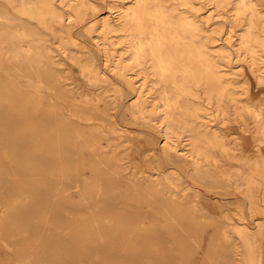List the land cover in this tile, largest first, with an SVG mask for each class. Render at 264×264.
Returning a JSON list of instances; mask_svg holds the SVG:
<instances>
[{"label": "bare ground", "instance_id": "6f19581e", "mask_svg": "<svg viewBox=\"0 0 264 264\" xmlns=\"http://www.w3.org/2000/svg\"><path fill=\"white\" fill-rule=\"evenodd\" d=\"M4 1L13 10V24L8 25V12L0 8V109L29 107L43 113L42 122L54 140L49 150L54 158L28 161L26 171L10 172V160L18 154L6 153L0 145V193L12 190L0 222L7 218L30 226L25 223L31 221L27 220L31 211L25 208L37 194L32 179L49 176L52 191L63 203L92 206L84 220L91 223L98 240L104 238L101 228L118 225L127 226V241L141 239V254L133 257L140 264H264V222L255 227L231 224L225 214L221 216L224 211L216 215L211 205L208 215L198 217L209 198L195 186L177 187L172 182L174 176L187 182L192 173L203 172L231 186L249 204L260 193L264 196V0H207L211 7L203 12L207 11L205 19L215 20L217 26L210 32L193 15L200 0H98L104 15L95 22L83 16L81 25L72 24V11L79 7L87 11L82 0ZM31 20L56 35L58 58L40 36L32 38L40 29ZM90 30L91 44L99 47L101 58L97 65L92 57L82 65L83 52L69 46L67 35ZM56 65L67 71L79 97L58 88ZM108 80L129 86L127 107L134 119L159 131L158 145L141 137L139 145L119 148L117 135L123 132L129 137L132 131L118 125L114 102L99 95L105 91L99 81ZM22 90L31 99L19 96ZM10 124V119H0V131ZM66 129L82 145L78 165L70 162L68 145L63 153L58 151L69 139L60 135ZM109 133L116 134L110 136L115 142L107 144ZM27 174L28 180L21 177ZM78 177L72 188L78 195L75 200L67 184ZM43 203L50 200L39 201L38 206L44 207ZM63 203L52 218L45 213L35 222L40 223L38 233L63 235L58 226L50 227L57 221V211L66 212ZM180 216H188L187 225ZM161 219L175 230L172 236L178 248L155 245ZM43 242L17 250L16 258L59 264Z\"/></svg>", "mask_w": 264, "mask_h": 264}, {"label": "rangeland", "instance_id": "374dc122", "mask_svg": "<svg viewBox=\"0 0 264 264\" xmlns=\"http://www.w3.org/2000/svg\"><path fill=\"white\" fill-rule=\"evenodd\" d=\"M80 1V0H79ZM83 1V2H82ZM82 3H86L85 6H89L87 11L84 8H76L73 9V21L72 24H79L81 25L79 19L81 17L89 15L92 18V21L95 22L100 16L104 15L102 13L100 6L102 7L101 3L98 0H82ZM92 2V4L90 3ZM80 2V3H81ZM79 3V4H80ZM202 3V4H200ZM199 10L193 14L196 19L200 21L202 26L210 32L213 27H217L214 23L215 20H206L205 13H203L208 8L210 9V5L208 4L207 0H200L199 1ZM92 7H94L95 11L93 12ZM0 8H3L5 11L8 12V17L10 18L7 22L9 26H12V16L13 10L11 9L10 5H8L4 0H0ZM210 10H208L209 12ZM31 24L36 25L40 30L39 33L33 35L32 38L36 36H40L42 40L48 44L53 50L52 54L56 55L55 58H58L60 54V50L55 43L56 35L49 33L48 31H44L41 28V25H38L35 20L30 21ZM75 30V28H74ZM67 38L69 40V46L72 47L74 50H81L83 53L81 55V64L90 63L91 57L94 62V65L98 64L101 58V52H99V47L93 46L91 44V37L93 36V32H85V33H68ZM211 34V33H205ZM216 37L221 38L222 33H215L212 32ZM4 49L9 50V45L7 43L3 44ZM8 55V53H7ZM8 66V64H5ZM57 66V65H56ZM235 66V64H234ZM58 70L57 75V86L62 91L69 89L79 97L78 93H76V88L73 87V83L71 79L67 78V71L63 69L62 66H57ZM86 67H83L82 73L84 76L87 74L85 71ZM234 69V68H233ZM10 72V70H8ZM20 80L25 81V78H21ZM4 81L5 77H4ZM21 81L22 83H24ZM98 85L104 88L105 91L99 95L103 96L105 99L109 100L110 102H114V107L117 109V123L118 125L127 130L132 131L129 137L128 134L120 133L117 135V141L121 144L123 148L124 145H139V139L141 137L149 138L152 143H158L161 140V135L157 129L153 127V125H145L136 119H134L127 107V100L131 96L128 85L123 82V84H119L116 81H107L106 83L99 81ZM14 88L17 87L15 83H13ZM132 87V86H131ZM15 89H13L14 93ZM25 98H30L32 95H29L24 90H22V94L19 95ZM92 97H98L97 94L93 95ZM7 104V103H4ZM29 108V107H28ZM24 109V110H7V109H0V119L7 118L10 119L9 126H3L1 128V135H0V145L5 147V152L12 154L14 151L18 154L17 157H12L10 160V172L14 171L17 172L19 169L26 171V163L28 161L32 162H45L48 160H53L52 153L49 154V150L53 149L54 140L51 139L52 137L49 136L48 128L46 124H43L42 119L45 118L43 113L37 112L36 110L32 109ZM34 119V120H32ZM35 121L36 124L32 125L30 121ZM141 127H145L146 133L143 135L141 132ZM72 131L66 129V132L60 135H64L67 143L60 146L58 151L63 153L64 146L68 145L65 148V151L71 153V157L69 158L70 162L73 165H78L81 161L80 159V147L82 145L77 144L70 138ZM107 144L111 142V137L116 136V134L109 133L108 134ZM110 138V141H109ZM17 148H16V147ZM84 153V152H82ZM58 157V156H56ZM258 160V159H257ZM86 162V161H85ZM87 163V162H86ZM24 171V172H25ZM87 172V170H83ZM203 172L199 173H192L187 178V182L184 179H176L175 176L172 179V182L180 187L182 185H186L188 183L189 186H195L200 193L203 194L205 197L209 198V203L206 204V209L203 211H197L198 217L200 214L204 212L205 215H208V210L211 211L207 205H211L215 208L214 214L220 215L221 211H224L222 215H226L229 222L231 224H245L249 227H255L256 224L260 222H264V196L260 193L258 199L254 204H249L244 197L241 195L237 196L238 193L234 191V189L226 183L217 182L214 179H211L209 176L202 175ZM81 176H85L82 174ZM80 176V177H81ZM28 180L31 176L29 174L21 176ZM76 178L75 181L68 183L67 186L71 187L73 190V186L79 182V178ZM260 182V176L256 175ZM28 178V179H27ZM195 178V179H194ZM32 185L35 189L36 197L30 199L31 202H28L26 205L27 210L31 211V215L29 216L31 220L26 225H30L25 228L24 225L20 223H11L7 222V218L3 223L0 222V264H34L32 261H19L16 258V251L21 252L23 249H28L30 245H35L38 243L43 244L47 243L50 248L54 251L57 255L56 257L60 259L58 262L59 264H140L138 260H135L133 257L135 255H140V249L143 248V241L141 239H132V241L126 240V231L127 226L118 225V227L114 226L113 228H101L102 233L104 235L103 240H98L97 237L94 235L91 227L90 222L85 221L87 217H89L90 212L89 209H92L85 205H69L63 203V199L56 195L54 191H52L51 184L53 180L46 176L44 179H32ZM11 181H15L14 178L11 177ZM12 183V182H10ZM10 187V186H9ZM0 193V213H3L5 210L6 201L8 196L11 194L12 190L3 189ZM263 191V189H262ZM43 193V194H42ZM46 193H50L51 195H46ZM52 196V194H54ZM73 197L75 200L78 199L77 193L73 190ZM10 200V199H9ZM50 200V203L45 204L44 207L38 206V202L40 201H47ZM26 202V199L24 200ZM109 199L105 198L104 203H108ZM36 203L34 205L33 203ZM63 203L62 205L67 209L66 212L59 213L57 211V218L56 222H52L50 227L54 229L53 226H58V231H61L59 234H63L60 237L48 235L46 233H38L40 223H35L39 218L42 219L43 215L46 213L50 215L52 218L53 213L56 214V210L58 208L59 203ZM186 207L189 206L188 204H184ZM96 207L93 206V212ZM186 209V208H185ZM184 209L183 215H186V211ZM188 210H191L187 207ZM208 209V210H207ZM13 213V211L9 210V213ZM106 213V212H105ZM222 213V212H221ZM181 214V213H179ZM9 215V214H8ZM196 215V216H197ZM190 216V215H188ZM188 216H180L181 223L185 226L187 225L186 219L190 221ZM54 219V218H53ZM208 224V223H207ZM46 226H49V223L45 222ZM35 227V228H34ZM210 227V225L208 226ZM175 230L171 229L170 224L165 223L161 219V224L158 228L160 239L156 241L157 247L163 249H176L178 248V241L174 236H172ZM52 236V237H51ZM42 244V245H43ZM151 244V243H150ZM40 249V248H39ZM42 249V246H41ZM93 259L92 262H88L87 259ZM86 261V262H85Z\"/></svg>", "mask_w": 264, "mask_h": 264}]
</instances>
